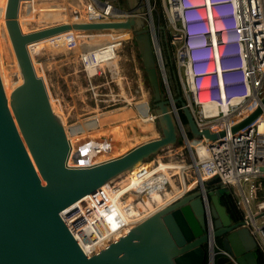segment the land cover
I'll use <instances>...</instances> for the list:
<instances>
[{
	"label": "water",
	"instance_id": "1",
	"mask_svg": "<svg viewBox=\"0 0 264 264\" xmlns=\"http://www.w3.org/2000/svg\"><path fill=\"white\" fill-rule=\"evenodd\" d=\"M147 2V0H146ZM124 20L102 23L67 22L62 0H0V264H202L207 258L201 190L178 196L135 224L128 232L86 256L66 229L59 212L177 141L172 107L177 103L190 136L213 141L218 134L198 130L186 97L166 98L152 45L159 26L150 17L143 27L134 0ZM122 28L132 39L152 95L159 136L121 156L87 167H70L65 133L123 116L115 112L63 129L53 112L36 60L101 44H76L70 30ZM264 106V97L261 100ZM261 106L230 128L252 122ZM208 195L212 239L237 264H256L255 240L231 222L218 195L227 188L217 177L202 183ZM150 198V196H149ZM217 245V244H216ZM213 264H233L215 256Z\"/></svg>",
	"mask_w": 264,
	"mask_h": 264
},
{
	"label": "built area",
	"instance_id": "2",
	"mask_svg": "<svg viewBox=\"0 0 264 264\" xmlns=\"http://www.w3.org/2000/svg\"><path fill=\"white\" fill-rule=\"evenodd\" d=\"M64 3L65 8H70L67 22L102 23L124 20L129 16L128 10L121 9L112 0H65ZM159 6L163 24L156 31L160 29L164 35H169L170 46L174 47L177 43L174 48L176 77L195 126L200 131L207 129L215 134L222 130L223 135L217 136L213 141L203 136H190L179 116L180 106L174 105L172 112L177 138L188 150V171L192 182L184 188L179 173L171 171L152 192L149 193L146 188L139 190L147 197L156 193L165 200V188H170L171 177L176 176L180 183L177 188L179 194L171 193V196H175L166 205L199 187L202 192L200 201L203 206L204 231L208 235L205 264H213L215 256H226L233 264H237L234 257L212 239L209 200L208 195L202 191V183L217 177L221 185L230 188L235 205L241 211L242 226L254 238L264 264V194L262 199L255 202L256 179L264 177V132H260L262 123L264 130V106H261L264 97V0H213L209 8L206 0H161V4L159 0ZM77 31L79 30H70L76 44L89 43L78 37L75 33ZM156 31L152 35L155 62L166 98L171 101L173 95L166 81ZM228 34L233 38L228 39ZM119 42L117 40L115 44L118 45ZM105 46L93 45L71 51L78 59L92 92L90 78L102 74L107 67H112L113 71L116 69V65L107 64L113 59L112 52L104 57L96 56L105 51ZM205 105H212L216 112L205 111ZM258 105L261 106V112L252 122L235 132L230 131L233 125L245 119ZM143 117H147L152 125L151 130L145 131V139H137L134 127L126 124V135L133 143L121 153L110 154L103 160L87 164H67L70 167H87L121 156L138 144L158 138L156 115L151 112ZM187 142L191 144L188 145ZM107 144L110 148L109 142ZM161 150L157 152L158 155ZM155 154L151 158L158 157ZM68 155L69 151L66 162ZM158 160L153 166H158ZM158 173L152 172V169L147 170L140 163L133 176L143 181ZM128 186H131L130 183L119 186L111 181L107 182L59 212L66 229L86 256H91L115 241L146 217L131 215L134 208L132 199L128 202L113 199L120 190ZM168 192H171L170 189Z\"/></svg>",
	"mask_w": 264,
	"mask_h": 264
},
{
	"label": "rangeland",
	"instance_id": "3",
	"mask_svg": "<svg viewBox=\"0 0 264 264\" xmlns=\"http://www.w3.org/2000/svg\"><path fill=\"white\" fill-rule=\"evenodd\" d=\"M64 1L65 0H62V3L65 8L66 5ZM112 2L126 11L132 4V0H112ZM134 5L136 6V9H139L141 11V20L143 22V27L146 28L149 17L153 25H156V0H147V2L146 0H134ZM64 11L66 12L68 18L70 8L67 7ZM175 27H178L177 24H175ZM118 30H120V28H118ZM79 31L84 33L83 30ZM125 31L127 32L126 37L120 40L119 44L114 48L116 69H114L113 71L112 67H107L104 69V73L102 72L101 75L94 76L93 79L90 78L93 92L90 90V85L87 84V80L80 67L78 59L75 55H73L71 51L41 58L38 60L40 62H37L38 73H42L39 76L43 79L49 97L52 98L58 106H60L59 108L61 109L59 110H62V113L64 115V121L66 123L65 126L87 122L98 117L96 116L97 114L103 113V115L106 116L115 112L126 110L128 108L132 109V111L134 112V117L139 116V119L146 118L143 117L144 114L147 115L149 112H152L151 89L146 81L139 55L136 51L135 46L133 45L132 33L127 30ZM154 31H156V29ZM118 34L112 35V38L114 39L113 42H108V40L106 41L105 39H102L104 42L106 41L105 43H103L101 38H99V40L102 41V45L110 43L112 44L118 40ZM173 46L174 48H176L177 43H175V45ZM175 53L176 52L174 50L173 59ZM160 55L161 60L164 63L161 51ZM95 79L96 81H94ZM110 98H114L115 100H109ZM173 98H175V96ZM126 121H128V119ZM120 123L122 122H118V124ZM113 125L115 124L107 125L106 127L100 129L101 132H99L100 130H96L95 132H99L97 135L91 136L90 138L87 137L85 139L78 140V144L82 145L80 151H78L80 152V158H87L91 151V146H88L90 145V143L92 145V142L97 143L95 142L96 137L99 138L102 136V138L104 137L108 139L109 137H111V134L116 131L126 134V128H124V126L120 127L119 129L116 128L113 130L111 129L104 131L106 128ZM142 126L143 125L137 127L139 128L138 131L142 129ZM155 126L157 131L159 132L156 121ZM100 145L104 146V142H101ZM164 148L160 151L159 155L157 154L158 157L151 158L149 161L145 162L149 170L152 169V172L154 173L159 171L161 167L159 168L158 166H153L155 165V161L157 159H160L163 162L180 161L183 165L189 167L188 164H190V157L188 150L186 147L181 145V141L179 138H177L176 144ZM127 173L128 172L121 174L111 182L120 186L121 183H125L126 180L132 175V173H129L127 175ZM179 175L183 183L189 185L192 182V179L189 176L188 169H186L185 174L181 173ZM149 178L156 179L157 175L150 176ZM259 179L264 180V177L257 178L256 183ZM208 180H211V178ZM208 180H206V182ZM179 184L180 183L177 180L176 176H173L171 177L170 188L166 187L165 189L167 190V192L169 191V189L172 192L171 187L174 186L176 188H179ZM156 186L158 187V182H156ZM152 191L153 189H148L149 193ZM152 194L153 200H156L157 202L159 200V197L157 196L158 194ZM263 194L264 186L261 189H258L259 197L257 198L256 196L255 202L262 199ZM129 196L133 197L134 199L137 198L136 200H140L143 196H146V194L141 191L136 194L130 192ZM216 239L217 242L215 240V244H218L221 241V237H218Z\"/></svg>",
	"mask_w": 264,
	"mask_h": 264
},
{
	"label": "bare ground",
	"instance_id": "4",
	"mask_svg": "<svg viewBox=\"0 0 264 264\" xmlns=\"http://www.w3.org/2000/svg\"><path fill=\"white\" fill-rule=\"evenodd\" d=\"M64 10H65V8H64ZM65 15H66V12H65ZM66 19H68L67 15H66ZM116 29L117 30L110 29V28H108V29H87V30H83L84 33L81 31H77L75 33H77L78 37H82L87 42L98 41L99 38H101V40L105 39L106 41L108 40V42H113L114 39L112 38V35L118 34V33H119L118 34V37H119L118 40L124 39L126 37V34H127V32L125 31L126 29H122V28H120V30H118V28H116ZM124 31H125V33H124ZM86 38H89V40H86ZM105 42L103 41V43H105ZM116 42L117 41H115L112 44L111 43L106 44L105 51L102 53H97L96 56L97 57H104L106 55L111 54V52H112L113 53V59L110 60L109 62H107V64L115 65L114 46L116 45L115 44ZM103 43L97 44L95 46L102 45ZM110 46H113V47H110ZM157 57H158V61L160 62V57H159L158 53H157ZM38 60L39 59L36 60V65H37ZM92 68H90V69H92ZM41 74H39V75H41ZM94 81H96V79ZM200 97H201V95H200ZM49 103H50V106H51L53 112L60 118L63 129L75 125V124H73L70 126H65L66 123L64 121V115L62 113V110H59V109H61V108H59L60 106H58L54 102V100L50 97H49ZM204 110L211 112V113L216 112L215 108L212 105H205ZM123 114L124 115L121 117H117V118H114V119H111L108 121H104V122H101V123H98L95 125H91V126H88V127L82 128V129H78V130H75V131H72L69 133H65V136H66L67 140L69 141V145H70L67 163L77 165V164H87V163L94 162V161H100V160H103L104 158H106L107 155H110V154L116 155V154L121 153L125 149V147L127 148L128 146H130L133 143L131 138H128L126 134L120 133L119 131L112 133L113 135L111 134V137H109L108 139H106L104 137L102 138V136L99 138L95 136L96 137L95 142H97L98 144L92 142V145H91V143H90V145L88 146V147L91 146L90 147V149H91L90 154L87 156L86 159L80 158V152H78V151H80L82 145L78 144V140L85 139L87 137L90 138L91 136L97 135L99 132H101L100 129L106 127L107 125L115 124L111 127L106 128L104 131L111 130V129L113 130L116 128L119 129L120 127H123V126L125 128V125L128 124L129 126L134 127L133 131L136 133L137 139H139V140L145 139L146 135H147V134L143 135L145 133V131L152 129V125L148 121L149 119L147 117L141 118V119H139V116L134 117V112L130 108L123 110ZM100 115H102V116H100ZM96 116H98L96 118H99V117H103L104 115L102 113V114H97ZM128 118L129 119L131 118L132 120L126 121ZM118 122H122L123 124L122 123L118 124ZM139 124L143 125L141 127L142 129H140V131H138L139 128H137V127H140ZM260 129H261L260 132L263 133L264 132L263 123L260 125ZM96 130H100V131L95 132ZM112 141H114V143H112ZM101 142H104V146L100 145ZM108 142L110 144V148H108V144H107ZM186 144L189 145L188 142ZM164 149H166V148H164ZM157 154H155V155H157ZM151 155L146 157V159L141 161V165L143 167H145L147 170H149V168L147 167V164L145 162L150 160ZM158 167L159 168L161 167L164 170H163V172H161L157 176L156 179H152V178L148 177L143 181H139L133 176V173H134L135 169L137 168V165L136 166L133 165L127 171L128 172L127 175L129 173H132V175L129 178V179H131V181H129V179H128V181H126L125 183H121L122 186H124L127 183H130L131 186H128V187L124 188L123 190H120V192L116 196H114L113 199L115 201H119L121 199L124 200V202H128L131 199L134 201V208H132V210H131V215L133 217L141 218V217L147 216L148 214L157 210L161 206H164L166 202H168L173 196H175V195L171 196V193L179 194V190L176 187L172 186L171 187L172 192H166L165 200H162L163 198H161L160 195H157L159 197V200L157 202H156V200H153V194L150 195V198H149V196L148 197L143 196L140 200H136L137 199L136 197H135L136 199H134L133 197L129 196L130 192L136 194V193L140 192L139 189H145V187H146L147 191H148V189L156 188L157 187L156 182H158V186H160L161 183L167 178L168 173L171 171L178 172L179 174H181V173L185 174L186 169H188V167L183 165L180 161L179 162H177V161H175V162H173V161L163 162L160 159L158 160ZM147 187H149V188H147Z\"/></svg>",
	"mask_w": 264,
	"mask_h": 264
},
{
	"label": "trees",
	"instance_id": "5",
	"mask_svg": "<svg viewBox=\"0 0 264 264\" xmlns=\"http://www.w3.org/2000/svg\"><path fill=\"white\" fill-rule=\"evenodd\" d=\"M157 3V20H156V26H160L163 24V19H162V13L160 10V6H159V0H156ZM157 36L159 39V43L161 45V53H162V57H163V65H164V70H165V74H166V78L168 81V86L170 89L171 94L173 95V97H178V96H182V90L180 87V84L177 80L176 77V69L174 66V59H173V52H174V47L170 46L169 44H167V42L164 39V33L163 30L158 29L157 31ZM169 38V35H168ZM176 106H178V104H175ZM179 116L181 118V121L183 123H185L184 117L181 114V112H179ZM190 135V134H189ZM191 144V143H189ZM257 192H256V196L257 198L258 196V189H261L264 186V180L259 179L257 181ZM218 203L223 206L226 214L228 215L229 219L231 220V222H238L241 221V211L236 207L234 199L231 196V190L230 188H227V190L221 194L218 195ZM216 242L217 239L215 238ZM219 242V241H218ZM218 246L221 245V241L217 244ZM203 248H205V245H203ZM254 255L256 258V264H262L263 260H262V256L260 254V252L255 249L254 250ZM205 261H203L202 264H205Z\"/></svg>",
	"mask_w": 264,
	"mask_h": 264
},
{
	"label": "clouds",
	"instance_id": "6",
	"mask_svg": "<svg viewBox=\"0 0 264 264\" xmlns=\"http://www.w3.org/2000/svg\"><path fill=\"white\" fill-rule=\"evenodd\" d=\"M203 1H205V0H203ZM213 0H206V2H207V7L209 6V4L212 2ZM209 8V7H208ZM209 36V38H211V35H208ZM227 38L228 39H232L233 38V36L232 35H230V34H228L227 35Z\"/></svg>",
	"mask_w": 264,
	"mask_h": 264
},
{
	"label": "flooded vegetation",
	"instance_id": "7",
	"mask_svg": "<svg viewBox=\"0 0 264 264\" xmlns=\"http://www.w3.org/2000/svg\"><path fill=\"white\" fill-rule=\"evenodd\" d=\"M131 33H132V35H133V32H132V31H131ZM169 38H170V37H169ZM169 38H168V35H164V39H165V41L167 42V44H169V43H168ZM132 40H133V39H132ZM158 41H159V39H158ZM133 45L135 46L134 41H133ZM159 46L161 47L160 43H159ZM152 107H153V105H152ZM205 248H206V246H205Z\"/></svg>",
	"mask_w": 264,
	"mask_h": 264
},
{
	"label": "crops",
	"instance_id": "8",
	"mask_svg": "<svg viewBox=\"0 0 264 264\" xmlns=\"http://www.w3.org/2000/svg\"><path fill=\"white\" fill-rule=\"evenodd\" d=\"M114 30H117V29H114ZM145 135H146V133H144ZM161 169V168H160ZM160 169H159V171H157V172H159L158 174H157V176L161 173V172H163V170L161 169V171H160ZM126 178V177H125ZM129 179V178H128ZM128 179L126 180V181H128ZM129 181H131V179H129ZM186 185L187 184H185V183H183V187L185 188L186 187ZM146 188V187H145Z\"/></svg>",
	"mask_w": 264,
	"mask_h": 264
}]
</instances>
